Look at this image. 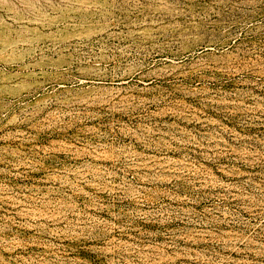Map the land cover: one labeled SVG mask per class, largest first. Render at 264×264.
<instances>
[{"label": "rangeland", "instance_id": "obj_1", "mask_svg": "<svg viewBox=\"0 0 264 264\" xmlns=\"http://www.w3.org/2000/svg\"><path fill=\"white\" fill-rule=\"evenodd\" d=\"M0 240L264 264V0H0Z\"/></svg>", "mask_w": 264, "mask_h": 264}, {"label": "clouds", "instance_id": "obj_2", "mask_svg": "<svg viewBox=\"0 0 264 264\" xmlns=\"http://www.w3.org/2000/svg\"><path fill=\"white\" fill-rule=\"evenodd\" d=\"M4 244L3 240H0V246H2Z\"/></svg>", "mask_w": 264, "mask_h": 264}, {"label": "bare ground", "instance_id": "obj_3", "mask_svg": "<svg viewBox=\"0 0 264 264\" xmlns=\"http://www.w3.org/2000/svg\"><path fill=\"white\" fill-rule=\"evenodd\" d=\"M211 45V44H210ZM217 46V45H216Z\"/></svg>", "mask_w": 264, "mask_h": 264}]
</instances>
